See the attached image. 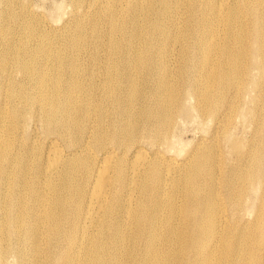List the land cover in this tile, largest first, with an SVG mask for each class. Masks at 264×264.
<instances>
[{
	"label": "bare ground",
	"instance_id": "obj_1",
	"mask_svg": "<svg viewBox=\"0 0 264 264\" xmlns=\"http://www.w3.org/2000/svg\"><path fill=\"white\" fill-rule=\"evenodd\" d=\"M44 1L0 0V264H264V0Z\"/></svg>",
	"mask_w": 264,
	"mask_h": 264
},
{
	"label": "rangeland",
	"instance_id": "obj_2",
	"mask_svg": "<svg viewBox=\"0 0 264 264\" xmlns=\"http://www.w3.org/2000/svg\"><path fill=\"white\" fill-rule=\"evenodd\" d=\"M67 3L68 0H45L44 4L38 2L35 3V5L39 6V10L43 12L46 21L48 22L49 25H55L58 27L61 26L67 18V9L65 7ZM99 30L104 31L103 28H99ZM191 126L192 125L190 124L184 125L181 131V138L184 142H190L191 140V143H193L194 140H197L195 136L196 137L198 136V138L200 137L197 130H195V127L194 126L191 127ZM193 130L196 132H194Z\"/></svg>",
	"mask_w": 264,
	"mask_h": 264
}]
</instances>
